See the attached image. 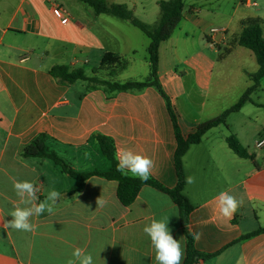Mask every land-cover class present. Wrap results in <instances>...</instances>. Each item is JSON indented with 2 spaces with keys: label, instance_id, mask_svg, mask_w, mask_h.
Returning a JSON list of instances; mask_svg holds the SVG:
<instances>
[{
  "label": "crops",
  "instance_id": "1",
  "mask_svg": "<svg viewBox=\"0 0 264 264\" xmlns=\"http://www.w3.org/2000/svg\"><path fill=\"white\" fill-rule=\"evenodd\" d=\"M67 1L0 0V264H67L75 248L91 253L94 264H157L143 229L165 217L171 235L180 240L183 264L186 237L181 212L166 193L144 185L133 202L124 206L117 197L116 181L91 176L79 192L68 195L73 179L49 159L20 156L24 145L45 134L49 149L74 170L105 172L110 162L95 137L102 135L112 139L115 155L127 148L151 158L150 177L163 187L172 189L177 183L174 127L165 100L154 88L109 96L101 89L89 90L86 82L61 85L49 75L51 67L66 65L91 76L104 52L128 61L116 79L120 82L141 81L149 73L147 56L136 61L137 46L146 47L145 40L133 39L140 30L111 15H96L77 0H71L77 4ZM214 1L223 0H184L181 22L159 46L158 81L184 137L235 104L252 85L250 75L258 69L253 53L239 46L237 39L246 19L259 18L264 30V0H233L226 13L221 6L213 7ZM106 2L125 4L133 15L137 13L134 0ZM54 6L61 9L66 23L53 14ZM213 28L218 31L211 33ZM179 44L184 50L198 45L188 55L198 61L188 90L183 89L182 76L164 62V50L171 53ZM227 61L237 62L234 70L217 67ZM239 75L246 77L243 85L236 84ZM262 83L264 78L254 92L264 90ZM192 91L201 97L199 104L187 99ZM179 98H184L182 107ZM261 106L264 103L252 99L246 102L227 117L226 126L206 132L182 158L185 178L195 177L192 184L185 180L183 188L192 206L185 227L192 235L201 234L194 240L195 250L211 255L196 264H264V233L241 240L264 227V149L254 146L264 136V118L256 112ZM186 108L194 111L192 117H187ZM230 134L251 158H240L229 149ZM25 180L39 189L37 203L47 201L53 190L60 197L54 204L47 201L51 213L30 218L35 231L5 230L3 221L13 219L10 213L15 206H24L13 189L14 181ZM222 192L243 200L231 220L218 211ZM99 198L106 201L105 206L98 207Z\"/></svg>",
  "mask_w": 264,
  "mask_h": 264
},
{
  "label": "trees",
  "instance_id": "2",
  "mask_svg": "<svg viewBox=\"0 0 264 264\" xmlns=\"http://www.w3.org/2000/svg\"><path fill=\"white\" fill-rule=\"evenodd\" d=\"M77 1L90 7L96 15L107 14L128 21L148 38V76L141 81L128 80L120 82L116 80L126 69L128 61L112 52L103 53L100 64L92 69L91 76H87L82 68H71L66 65H55L51 67L48 71L49 75L61 85H71L76 81L86 82L89 90L101 89L109 96L115 92H140L147 87L154 88L165 100L174 127L176 149L173 159L177 175V183L174 188L167 189L151 177L146 182H143L140 178L132 176L126 171L125 173L117 171V161L115 159L116 155L113 141L102 135H97L95 137L103 156L110 162V169L105 172L97 170L79 172L74 170L54 151L49 149L47 145L49 137L45 134L36 135L31 141H29V143L24 145L20 152L21 158L51 160L59 167L62 173L67 174L74 181L73 186L67 191L68 195H73L79 192L82 189L85 180L91 176H99L107 180L116 181L117 197L124 206L133 202L140 188L144 185L151 186L166 193L178 206L181 212V223L184 227L183 232L186 237V256L183 264H196L199 258L207 259L211 257V255H202L195 250L193 235L185 227L192 206L183 195L185 175L182 168V158L191 145L198 144L201 141L206 132L219 125L226 126L227 117L231 113L239 111L246 102L251 100L250 95L257 89L260 79L264 78V30H262V21L259 18H249L244 20L242 22V31L237 39V44L239 46L246 48L253 53L258 65L257 71L250 75L252 85L244 91L235 104L218 116L198 124L193 133L184 137L177 127L176 118L170 107L169 100L164 94L157 77L159 46L162 42L167 41L171 37L174 30L181 22L184 0L158 1L159 19L153 26H149L138 20L125 4L108 5L106 0ZM226 143L229 149H231V151H233L238 157L251 158L234 135L230 134L227 136ZM260 233H264V227L259 228L249 235L243 236L241 240H245Z\"/></svg>",
  "mask_w": 264,
  "mask_h": 264
},
{
  "label": "clouds",
  "instance_id": "3",
  "mask_svg": "<svg viewBox=\"0 0 264 264\" xmlns=\"http://www.w3.org/2000/svg\"><path fill=\"white\" fill-rule=\"evenodd\" d=\"M117 171L125 173L130 172L133 176L138 177L141 181L146 182L154 168V161L148 156L135 153L130 149L121 148L117 151L115 157ZM186 183H195V177L189 176L185 178ZM13 189L16 195L20 198V203L23 207L17 205L11 211L10 216L13 218L10 221H3L2 226L5 230H21L25 232L35 231L36 225L31 222L33 216H39L45 211L51 213L52 206L47 203L51 201L54 204L60 197V193L53 190L47 196V201L37 203L39 197L37 192L39 189L30 181H14ZM218 211L226 220H231L238 208L242 206L243 200H238L236 197L229 195L227 192H222L218 196ZM98 207H103L106 201L99 198L96 201ZM169 218L165 217L161 220H152L146 225L143 231L150 239L152 247L155 249V260L157 264H181L184 256V251L180 240L174 239L168 227ZM201 234L194 233L193 239L199 240ZM67 264H94L93 255L86 252L85 249L75 248L68 259ZM241 264V261H238Z\"/></svg>",
  "mask_w": 264,
  "mask_h": 264
},
{
  "label": "rangeland",
  "instance_id": "4",
  "mask_svg": "<svg viewBox=\"0 0 264 264\" xmlns=\"http://www.w3.org/2000/svg\"><path fill=\"white\" fill-rule=\"evenodd\" d=\"M134 1H135L136 8H137L136 9L137 13L134 16L138 20H140L141 22L146 21V23L153 25L158 20V17H159V8H158L157 3H158V1H161V0H134ZM164 1H167V0H164ZM230 2H233V0H223V1H220L219 4H217L214 1V3H212V6L213 7L221 6V8H223L222 10L224 11V13H226L225 10H227L231 6ZM67 3L68 4H77L78 2L69 0V1H67ZM79 4H81V3H79ZM132 7H130V8H132ZM216 20L220 21V19H215V21ZM138 34L139 35H137L133 39L136 42H137V40L140 42H141V40H145L146 41V47L143 49V48H141L142 47L141 45L137 46V49H138L137 51L139 53V55L136 57L137 62H138V58L140 60H142L143 56L144 57L147 56V42H148L146 37L142 33L139 32ZM193 47L194 48H192V49L190 48V50L189 49L184 50L182 48V46L179 44V45H175V47H174L175 50H173L171 53L169 51L165 52V50H164V56H165L164 62L169 67V69L172 70V72H176L178 75L182 76L183 81H184L182 86H183L184 90H188V89L192 88L193 80H191V79L193 78L194 74H197L195 68L198 64V61L196 60V58H195V60L192 59V57L190 59H188L189 58L188 55L192 54V52H195L194 50L198 48V45H194ZM221 65L225 69L234 70L236 65H237V62H232V61H227L225 63L219 62L217 64V67H220ZM245 67H246V69L249 68V64H247ZM245 81H246V77L244 75H239L236 84L243 85L245 83ZM262 84H264V83H262ZM235 95H236V93L232 94V97H234ZM187 96H188V94H187ZM250 97L254 102L264 103V90L258 89L256 92L252 93ZM187 99L189 100V102H191L193 104H199L202 101L199 94H197L193 91L189 93V96ZM183 100H184V98H179L177 100L178 105L180 104V107H182L181 105H183ZM228 100H230L229 97H228ZM226 102H227V100H226ZM192 107L196 108V105H192ZM248 108H250L251 110H254L253 107H248ZM193 112L194 111L190 108H186V110H185L187 117H192ZM256 112H259V115L256 114L257 117H259L260 119L264 118V106H261V108L257 109ZM233 116H236V115H233ZM226 121L228 122L227 119H226ZM220 128H222V127H220ZM251 151H253V150H251ZM255 152H257V151L255 150ZM49 163L56 166L51 160L49 161ZM56 168L59 169L58 166H56Z\"/></svg>",
  "mask_w": 264,
  "mask_h": 264
},
{
  "label": "built area",
  "instance_id": "5",
  "mask_svg": "<svg viewBox=\"0 0 264 264\" xmlns=\"http://www.w3.org/2000/svg\"><path fill=\"white\" fill-rule=\"evenodd\" d=\"M53 14L61 20L62 23H66V18L63 16L61 9L58 6L53 7ZM218 31V29H211V33ZM257 149H264V136L255 141L254 144Z\"/></svg>",
  "mask_w": 264,
  "mask_h": 264
}]
</instances>
